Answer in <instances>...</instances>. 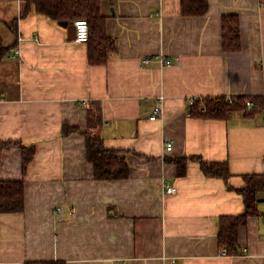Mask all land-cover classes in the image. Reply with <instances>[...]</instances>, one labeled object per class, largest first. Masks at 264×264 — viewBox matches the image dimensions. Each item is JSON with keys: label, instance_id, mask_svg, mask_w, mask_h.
Wrapping results in <instances>:
<instances>
[{"label": "crops", "instance_id": "obj_1", "mask_svg": "<svg viewBox=\"0 0 264 264\" xmlns=\"http://www.w3.org/2000/svg\"><path fill=\"white\" fill-rule=\"evenodd\" d=\"M181 2L103 0L118 46L107 63L91 64L88 42L60 22L0 0L1 19L18 16L9 42L18 53L0 63V140L36 144L25 173L21 148L1 153L0 180L24 179L25 209L0 213V264H264V199L239 227L243 254H221L218 238L219 216L245 209L236 189L244 175L264 173L263 111L221 119L187 111L190 97H264V0H209L202 15H184ZM224 14L239 16L238 51L223 49ZM154 54L172 62L144 63ZM96 101L105 145L132 150L126 178H95L84 135H62L64 121L86 127ZM190 154L227 160L228 181L193 159L179 174L171 159Z\"/></svg>", "mask_w": 264, "mask_h": 264}, {"label": "trees", "instance_id": "obj_2", "mask_svg": "<svg viewBox=\"0 0 264 264\" xmlns=\"http://www.w3.org/2000/svg\"><path fill=\"white\" fill-rule=\"evenodd\" d=\"M103 0H22L21 14L26 15L32 6L36 7L39 14L60 22L64 20H76L84 18L89 22L90 35L88 39V59L91 64H105L111 53L117 49V41L107 31V17L102 12ZM182 12L184 15H202L209 9V0H182ZM18 16L11 20L0 18V63L8 58V55L18 43H7L3 35L4 29L17 32ZM223 24V49L238 51L241 49V25L237 14H224ZM248 99L255 101L254 112L263 111L264 97L238 95L232 102L225 95L202 96L196 98L192 105H188V113L191 116L204 118H226L233 110L244 108ZM204 102L206 111L200 110V104ZM88 125L86 127L73 126L69 122H63L62 135L79 132L85 137L86 157L94 167V177L97 179H119L130 175V165L125 153L132 151L124 148L107 147L104 138L96 131L102 122L101 104L93 102L88 108ZM19 147L22 150V170L26 172L29 163L36 153V144H26L20 140H0V159L4 149ZM171 159V158H170ZM198 161L201 170L207 176L220 177L228 181L231 175L227 160H207L198 154H190L171 159L178 166V173L185 172L188 160ZM245 184L236 189L241 193L245 209L239 214H226L219 216L218 238L221 247H226L233 252L240 249L239 227L247 222L249 216L259 215L261 211L259 202L264 199V173L245 174ZM230 188H233L228 184ZM25 182L24 179L0 180V213L21 212L25 209ZM24 264H66L63 260L32 261Z\"/></svg>", "mask_w": 264, "mask_h": 264}, {"label": "built area", "instance_id": "obj_3", "mask_svg": "<svg viewBox=\"0 0 264 264\" xmlns=\"http://www.w3.org/2000/svg\"><path fill=\"white\" fill-rule=\"evenodd\" d=\"M75 26H76V36H75V40L79 41V42H87L89 39V35H90V25L89 22L84 19V18H78L76 20H74ZM14 54L17 55L18 53V47L13 49ZM9 57L12 56V52L8 55ZM144 63L148 64L151 62H157L159 64H170L172 61L167 58L166 56H164L163 54H154L152 56H146L143 58ZM230 102H232V100L236 97L234 96H228ZM196 98L194 97H190L187 99V103L188 105H192L195 102ZM200 110L202 111H206V105L204 104V102H202L200 104ZM255 108V101L253 99H248L245 103L244 108H242L241 110L246 112V111H252ZM163 111V97L161 96L159 98V103L155 106L154 108V112L151 114L150 118L151 119H156L158 118V116L162 113ZM263 113H264V108H263ZM166 148L167 150H171L172 149V143L168 142L166 144ZM175 190L174 186H167V191L168 192H173ZM264 197V194H263ZM221 254L223 255H231V256H239L241 254H243L246 251V248H240L238 250H235L233 252L228 251V249L226 247H223L221 250Z\"/></svg>", "mask_w": 264, "mask_h": 264}, {"label": "water", "instance_id": "obj_4", "mask_svg": "<svg viewBox=\"0 0 264 264\" xmlns=\"http://www.w3.org/2000/svg\"><path fill=\"white\" fill-rule=\"evenodd\" d=\"M60 24L65 26V27H67L68 33H69L71 38H75V36H76V26H75L74 20L60 21Z\"/></svg>", "mask_w": 264, "mask_h": 264}, {"label": "rangeland", "instance_id": "obj_5", "mask_svg": "<svg viewBox=\"0 0 264 264\" xmlns=\"http://www.w3.org/2000/svg\"><path fill=\"white\" fill-rule=\"evenodd\" d=\"M3 35L5 36V40H6L7 43H9L10 40H11V38L13 37V33L11 32V30H8V29H6V30L4 31ZM0 70H1V69H0ZM0 75H1V72H0ZM16 75H17V73H16V72H13L12 77H13V76L16 77ZM2 85H3V80H2V78H1V76H0V88H1V89H2V87H3Z\"/></svg>", "mask_w": 264, "mask_h": 264}]
</instances>
